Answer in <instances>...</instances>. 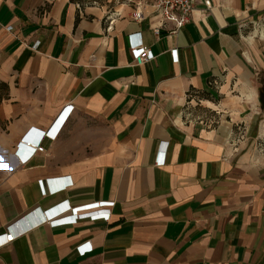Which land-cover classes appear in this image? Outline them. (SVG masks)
Returning <instances> with one entry per match:
<instances>
[{"label":"crops","instance_id":"1","mask_svg":"<svg viewBox=\"0 0 264 264\" xmlns=\"http://www.w3.org/2000/svg\"><path fill=\"white\" fill-rule=\"evenodd\" d=\"M130 11L0 0V235L24 231L0 264H264V54L244 36L264 0H197L176 35ZM132 40L155 59L136 65ZM60 119L23 161L22 139ZM65 201L115 204L36 224Z\"/></svg>","mask_w":264,"mask_h":264},{"label":"built area","instance_id":"2","mask_svg":"<svg viewBox=\"0 0 264 264\" xmlns=\"http://www.w3.org/2000/svg\"><path fill=\"white\" fill-rule=\"evenodd\" d=\"M196 1L197 0H125L123 6H128L131 8L132 11L130 12V16L134 20L141 19L143 17L144 10H153L161 17L162 22H171L175 25V29L172 30L171 34L176 35L193 19ZM112 22L113 20H111L110 23ZM158 32L159 30L156 29V33ZM136 35H132L131 39H133ZM130 49L136 65H144L155 59L154 54L143 45L142 41L134 42L132 40ZM73 108L74 106H68L65 110L64 117L65 115L66 117L69 116L72 113ZM57 129L58 127L55 128L54 126L53 129H51L48 133L31 131L29 135H26L20 143L21 152H18L22 160L25 161L29 159L31 155L37 152H43V139L46 137L54 138ZM24 149H26L27 153L22 152ZM165 155L166 146H162L158 159L159 165L164 164ZM63 181H65L64 178L49 180L51 186L50 192H58L71 184L69 182L65 185H58ZM40 185L41 187H44L43 181H40ZM114 204V202H97L79 207H72L67 201H65L56 205L45 213H41L42 216L36 221V224H40L49 220V224L52 227L57 228L67 225H75L82 220H108L111 215V208L114 206ZM23 233V230L20 232L15 231L14 225L10 226L8 228V233L0 235V248L10 244ZM79 251L80 254L85 255L87 252L91 251V246L85 247V245H82L79 247Z\"/></svg>","mask_w":264,"mask_h":264},{"label":"rangeland","instance_id":"3","mask_svg":"<svg viewBox=\"0 0 264 264\" xmlns=\"http://www.w3.org/2000/svg\"><path fill=\"white\" fill-rule=\"evenodd\" d=\"M95 2L100 6H104L108 15L115 14L119 10H131L130 7L123 6L125 0H95ZM244 34L246 38H251V43L256 44L257 49L261 50L264 54V18L247 25ZM260 78H264L263 72L261 73Z\"/></svg>","mask_w":264,"mask_h":264},{"label":"water","instance_id":"4","mask_svg":"<svg viewBox=\"0 0 264 264\" xmlns=\"http://www.w3.org/2000/svg\"><path fill=\"white\" fill-rule=\"evenodd\" d=\"M62 118H63V117H62ZM61 121H62V119H60V121L57 122V125H55V128L58 127V126L60 125Z\"/></svg>","mask_w":264,"mask_h":264},{"label":"trees","instance_id":"5","mask_svg":"<svg viewBox=\"0 0 264 264\" xmlns=\"http://www.w3.org/2000/svg\"><path fill=\"white\" fill-rule=\"evenodd\" d=\"M263 91H264V87L262 88V99H263V94H264Z\"/></svg>","mask_w":264,"mask_h":264}]
</instances>
